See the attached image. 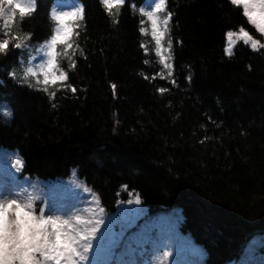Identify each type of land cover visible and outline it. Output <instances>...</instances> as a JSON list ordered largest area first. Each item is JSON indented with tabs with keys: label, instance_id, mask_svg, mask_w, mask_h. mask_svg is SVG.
<instances>
[{
	"label": "trees",
	"instance_id": "1",
	"mask_svg": "<svg viewBox=\"0 0 264 264\" xmlns=\"http://www.w3.org/2000/svg\"><path fill=\"white\" fill-rule=\"evenodd\" d=\"M155 2L126 0L110 15L102 0H37L31 18L17 14L11 33L34 39L0 57V149L17 151L32 178L76 171L108 213L131 192L151 214L181 210V230L205 249L206 264H229L264 234V50L240 41L229 56L226 33L243 25L264 38L230 0H166L170 76L140 11ZM77 7L84 19L68 21L79 24L69 50L76 67L57 49L77 93L60 82L44 91L52 13Z\"/></svg>",
	"mask_w": 264,
	"mask_h": 264
},
{
	"label": "snow or ice",
	"instance_id": "2",
	"mask_svg": "<svg viewBox=\"0 0 264 264\" xmlns=\"http://www.w3.org/2000/svg\"><path fill=\"white\" fill-rule=\"evenodd\" d=\"M102 3L111 15L113 8L123 6L126 0H102ZM165 3L166 0H158L150 11H145L144 8L140 11L150 22L155 54L162 67L168 70L171 76L174 69V64L169 62L173 54L172 41H168L167 56L164 54L162 42L169 33L172 13L167 12L163 19H160V14L165 10ZM230 4L242 8V15L246 18L248 25L264 38V0H230ZM37 10V0H0V28L4 30L2 34L6 37L0 39V57L6 58L12 51L24 49L31 43L34 39L33 33L24 36L14 35L10 27L15 24L17 14L23 21L31 18ZM52 19L56 21V27L50 36L45 37L47 59L46 63L41 65L42 84L45 86L43 90L47 91L46 86L49 84L56 85L60 82L65 90H70L75 95L77 89L68 84V72L59 67L60 54L57 49L58 47L64 49V55L70 60L69 67L75 68L74 53L69 56V50L73 48V36L80 35L75 31L79 24L70 25L68 21L83 20V8L53 12ZM139 31L144 33L145 29L140 27ZM226 35L229 42L226 51L229 56L233 55L235 37H239L245 45H250L255 52L264 50L261 39L254 38L243 25L239 27L238 32L229 30ZM10 75L14 76L15 73ZM32 75L37 73L32 72ZM188 80L191 81L190 76ZM170 83L175 85V79ZM112 88L115 91L116 85L113 84ZM157 91L163 94L166 89L159 88ZM50 95L54 97L55 93ZM16 164L20 165L21 161L18 159ZM135 203L140 204L139 198L135 200ZM48 211L52 212L55 209L49 208ZM99 213V218L88 220L80 216L70 219L46 214L44 207L37 210L31 197L25 198L21 192L6 193L0 189V264H95L90 259V254L96 247L94 241L103 239L105 233L102 231V226L106 223L103 217L104 209L100 208ZM122 239L121 233L119 239L113 240L110 249L112 255L116 254ZM165 255L168 254L165 253Z\"/></svg>",
	"mask_w": 264,
	"mask_h": 264
},
{
	"label": "rangeland",
	"instance_id": "3",
	"mask_svg": "<svg viewBox=\"0 0 264 264\" xmlns=\"http://www.w3.org/2000/svg\"><path fill=\"white\" fill-rule=\"evenodd\" d=\"M240 41L239 37L234 38L233 49ZM228 43L227 39V47ZM18 159L20 165L16 164ZM23 167L17 151L0 149V189L31 197L37 210L44 207L46 214L70 219L80 216L84 220L100 217L99 209L103 207L99 198L76 171L67 178L46 181L23 175ZM137 198L140 204L135 203ZM49 208L55 211L49 212ZM103 217L105 235L102 240L94 241L96 247L90 254L95 264H206L205 249L191 235L182 232L179 211L151 214L139 195L131 192L127 200L118 202L114 212L104 209ZM121 233L120 247L112 255V242ZM229 264H264V234L250 238L239 258Z\"/></svg>",
	"mask_w": 264,
	"mask_h": 264
}]
</instances>
